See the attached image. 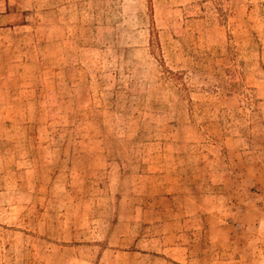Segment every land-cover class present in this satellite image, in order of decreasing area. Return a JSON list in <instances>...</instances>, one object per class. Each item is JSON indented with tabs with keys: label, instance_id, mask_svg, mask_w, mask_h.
Here are the masks:
<instances>
[{
	"label": "rangeland",
	"instance_id": "1",
	"mask_svg": "<svg viewBox=\"0 0 264 264\" xmlns=\"http://www.w3.org/2000/svg\"><path fill=\"white\" fill-rule=\"evenodd\" d=\"M0 264H264V0H0Z\"/></svg>",
	"mask_w": 264,
	"mask_h": 264
}]
</instances>
